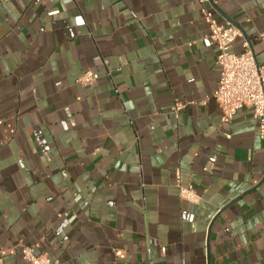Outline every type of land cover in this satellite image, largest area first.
<instances>
[{
  "label": "crops",
  "instance_id": "0c3cea01",
  "mask_svg": "<svg viewBox=\"0 0 264 264\" xmlns=\"http://www.w3.org/2000/svg\"><path fill=\"white\" fill-rule=\"evenodd\" d=\"M206 7L264 67V0ZM206 35L196 0L0 5V264H264V133Z\"/></svg>",
  "mask_w": 264,
  "mask_h": 264
},
{
  "label": "built area",
  "instance_id": "2783aa9c",
  "mask_svg": "<svg viewBox=\"0 0 264 264\" xmlns=\"http://www.w3.org/2000/svg\"><path fill=\"white\" fill-rule=\"evenodd\" d=\"M7 0H0V5ZM200 5L202 19L207 26L206 40L215 47V65L218 68V86L213 94V99L221 110V121L230 122L243 108H251L262 137L264 133V67L259 65L247 41L242 43V52H232L235 41L241 37L234 26H222L214 17L213 10L206 5L210 0H196ZM259 40L264 43V33L259 35ZM92 77L84 75L81 83L90 85ZM191 103H175L171 112L177 113ZM65 177V173L62 174ZM175 187L179 198L191 204H198L200 197L192 187L181 184L179 172L175 173ZM264 190V181L261 183ZM39 244L32 246L21 245V257L28 264H58L45 255H36Z\"/></svg>",
  "mask_w": 264,
  "mask_h": 264
}]
</instances>
